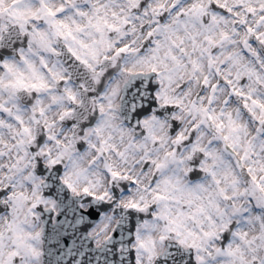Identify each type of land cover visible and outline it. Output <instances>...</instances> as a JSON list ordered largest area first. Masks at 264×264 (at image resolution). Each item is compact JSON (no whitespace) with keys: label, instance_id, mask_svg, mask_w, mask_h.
<instances>
[{"label":"snow or ice","instance_id":"snow-or-ice-1","mask_svg":"<svg viewBox=\"0 0 264 264\" xmlns=\"http://www.w3.org/2000/svg\"><path fill=\"white\" fill-rule=\"evenodd\" d=\"M0 264H264V0H0Z\"/></svg>","mask_w":264,"mask_h":264}]
</instances>
